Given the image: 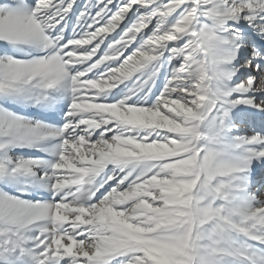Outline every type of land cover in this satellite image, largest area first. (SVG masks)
<instances>
[{"label": "snow or ice", "instance_id": "1", "mask_svg": "<svg viewBox=\"0 0 264 264\" xmlns=\"http://www.w3.org/2000/svg\"><path fill=\"white\" fill-rule=\"evenodd\" d=\"M0 264H264V0H0Z\"/></svg>", "mask_w": 264, "mask_h": 264}, {"label": "rangeland", "instance_id": "2", "mask_svg": "<svg viewBox=\"0 0 264 264\" xmlns=\"http://www.w3.org/2000/svg\"><path fill=\"white\" fill-rule=\"evenodd\" d=\"M121 87H122V85H121Z\"/></svg>", "mask_w": 264, "mask_h": 264}]
</instances>
